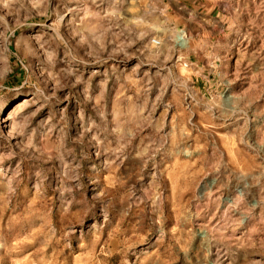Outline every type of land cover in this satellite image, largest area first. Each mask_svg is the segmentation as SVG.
<instances>
[{
	"label": "rangeland",
	"instance_id": "1",
	"mask_svg": "<svg viewBox=\"0 0 264 264\" xmlns=\"http://www.w3.org/2000/svg\"><path fill=\"white\" fill-rule=\"evenodd\" d=\"M0 264H264V0H0Z\"/></svg>",
	"mask_w": 264,
	"mask_h": 264
},
{
	"label": "built area",
	"instance_id": "2",
	"mask_svg": "<svg viewBox=\"0 0 264 264\" xmlns=\"http://www.w3.org/2000/svg\"><path fill=\"white\" fill-rule=\"evenodd\" d=\"M160 46H161V44H160L159 42H157V41H154L153 44H152V47H153L154 49H159Z\"/></svg>",
	"mask_w": 264,
	"mask_h": 264
}]
</instances>
